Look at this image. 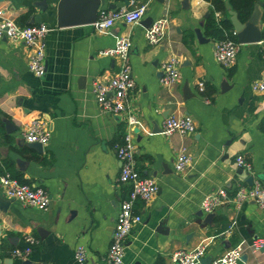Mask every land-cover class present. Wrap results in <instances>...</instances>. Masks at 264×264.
Wrapping results in <instances>:
<instances>
[{"label":"crops","instance_id":"obj_1","mask_svg":"<svg viewBox=\"0 0 264 264\" xmlns=\"http://www.w3.org/2000/svg\"><path fill=\"white\" fill-rule=\"evenodd\" d=\"M125 1L104 0L99 9L146 4L142 18L99 28L93 23L58 26V0H0L1 16L21 25L49 26L42 76L29 70L31 50L25 43L0 38V161L10 160L25 183L42 186L50 197L46 208L25 205L6 195L0 184V196L7 202L0 206V264H107L119 203L130 191L129 183L119 179L116 155L128 125L125 114L99 105L92 82L106 80L122 64L110 51L120 38L130 41L127 56L135 84L128 103L136 117V168L157 183L150 200L134 203L142 220L126 238L121 264H177L171 258L174 250L198 246L205 248L203 258H214L237 245L242 248L238 264H264V244L259 250L251 247L256 238L264 242L263 208L252 199L240 205L230 200L216 207L208 222L200 207L206 193L219 187L233 195L239 185H264V92L251 87L264 76L263 45L259 40L241 43L235 35V58L224 66L214 57L217 38L205 33L212 8L208 0ZM223 1L230 20L229 10L235 9ZM251 14L262 39L264 4L255 2ZM36 15L39 22H28ZM146 17L166 18L164 36L156 44L146 40ZM196 27L209 41H198ZM169 55L177 57L180 73L171 86L160 80L161 63ZM169 115H189L195 130L164 134L162 123ZM33 118L42 119L50 131L40 152L22 136ZM181 145L191 161L176 171ZM238 155L250 169L236 162ZM4 174L10 175L0 176ZM164 217L166 233L158 230ZM27 235L34 237L32 244ZM78 245L86 253L82 262L74 257ZM16 248L29 252L15 254Z\"/></svg>","mask_w":264,"mask_h":264},{"label":"built area","instance_id":"obj_2","mask_svg":"<svg viewBox=\"0 0 264 264\" xmlns=\"http://www.w3.org/2000/svg\"><path fill=\"white\" fill-rule=\"evenodd\" d=\"M146 10V4H140L132 8L121 7L98 9L97 18L93 22L96 27L106 28L114 25L118 21L126 23L138 22ZM218 16V12L215 14ZM166 27V18L160 17L153 20L145 30L146 40L150 44L158 43L164 36ZM49 26L45 23H33L21 25L11 18L0 15V38L6 37L12 41H21L30 48L28 61L29 70L36 76H42L45 73V35ZM232 34L236 35L232 30ZM263 45L264 37L259 40ZM238 41L227 37L216 39L213 42V53L215 59L222 65H230L236 55ZM130 41L127 38H120L116 45L111 49V53L119 55L122 58V64L118 70L106 80L96 79L92 82V90L95 93L96 100L104 109L117 114H125L127 131L123 142L117 145L116 155L120 162L119 179L122 182L129 183L130 191L124 199L120 200L119 209L115 217L114 227L111 234V243L106 252L105 259L107 264H121L125 254V242L128 234L135 224L142 220L141 214L134 211V203L137 199L143 201L150 200L157 191V183L151 176H144L136 168V157L134 151V142L132 127L136 122L135 115L131 112L129 106L128 94L134 87V79L131 76V67L128 62V52ZM178 59L175 55H169L161 63L162 75L161 82L164 85L171 86L179 78ZM202 85V82L199 83ZM255 90L264 92V76L251 83ZM195 130V125L189 115H169L162 123V131L169 135L174 132L180 135L190 134ZM22 136L27 142H39L46 144L50 138V131L40 118H33L29 121L22 131ZM191 161V156L186 147L181 145L174 161V169L182 171L186 169ZM236 162L250 169V163L243 155L236 157ZM0 184L3 192L20 201L25 205H32L39 208H46L50 197L48 192L39 185H30L22 183L17 178L8 174L0 176ZM252 199L259 207L264 209V185L256 181L252 186L239 185L233 195H230L225 187H219L206 193L200 202V207L204 212H211L216 207L227 201H233L240 205L244 200ZM26 240L32 244L35 239L27 235ZM264 242L261 238L252 241L253 250H259ZM29 248L13 250V253L26 255ZM242 253L241 246L232 247L221 255L212 258L209 264H238ZM205 254V248L198 246L193 249H176L171 253V258L177 264H197ZM76 260L82 262L86 258L85 249L78 245L74 251ZM31 264H46L43 261H37Z\"/></svg>","mask_w":264,"mask_h":264},{"label":"water","instance_id":"obj_3","mask_svg":"<svg viewBox=\"0 0 264 264\" xmlns=\"http://www.w3.org/2000/svg\"><path fill=\"white\" fill-rule=\"evenodd\" d=\"M127 1V0H126ZM125 1V2H126ZM257 4L263 5L264 0H257ZM104 4V0H58L56 5V24L58 26H70L76 24H92L96 18L100 5ZM46 6L45 1H43V8ZM110 8H113V4L108 5ZM230 21L233 26V30L236 33L237 40L241 43L245 42H255L260 40L262 32L260 29H257L255 26V14L249 15L248 19L241 21L238 18V14L235 10H229ZM206 16L208 13L205 14ZM39 22L40 16L36 15L29 19L28 22ZM152 22L151 17H146L143 24H149ZM148 25V26H149ZM194 33L199 42L209 41V38L204 36L200 27L194 28ZM162 72V71H161ZM222 84V88H224ZM137 131V128L134 129ZM21 144V141H18ZM27 142V141H26ZM28 145L34 147L37 151H42L43 145L39 142H27ZM251 176L247 178V181H251ZM7 204L6 200L2 199L0 196V206L5 207ZM214 213L207 212L205 215V221L210 222ZM167 217H164L159 222L158 230L163 232H168V227H166ZM212 257L201 258L200 262L203 264H208Z\"/></svg>","mask_w":264,"mask_h":264},{"label":"trees","instance_id":"obj_4","mask_svg":"<svg viewBox=\"0 0 264 264\" xmlns=\"http://www.w3.org/2000/svg\"><path fill=\"white\" fill-rule=\"evenodd\" d=\"M211 3V12L206 18L205 21V33L212 38H233L236 39L235 35L232 34V23L227 18V7L223 0H208ZM256 0H229V3L232 8H234L238 14V18L241 21H245L248 19L252 8L255 4ZM215 10L220 11L223 15L215 16ZM225 16V17H224ZM1 130V124H0ZM1 135V131H0ZM8 172L11 176L17 178L20 182L25 183L26 180L23 179L22 175L15 171L11 166V161L7 159H3L0 161V174Z\"/></svg>","mask_w":264,"mask_h":264}]
</instances>
